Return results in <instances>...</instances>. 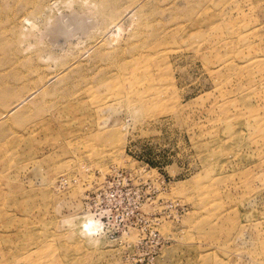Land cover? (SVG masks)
I'll return each instance as SVG.
<instances>
[{
    "label": "rangeland",
    "instance_id": "rangeland-1",
    "mask_svg": "<svg viewBox=\"0 0 264 264\" xmlns=\"http://www.w3.org/2000/svg\"><path fill=\"white\" fill-rule=\"evenodd\" d=\"M0 264H264V0H0Z\"/></svg>",
    "mask_w": 264,
    "mask_h": 264
},
{
    "label": "bare ground",
    "instance_id": "bare-ground-1",
    "mask_svg": "<svg viewBox=\"0 0 264 264\" xmlns=\"http://www.w3.org/2000/svg\"><path fill=\"white\" fill-rule=\"evenodd\" d=\"M90 222H92V220H91V221H89V222H87L85 225H86V226H88V224H89Z\"/></svg>",
    "mask_w": 264,
    "mask_h": 264
}]
</instances>
